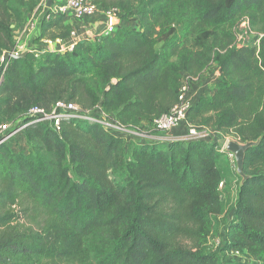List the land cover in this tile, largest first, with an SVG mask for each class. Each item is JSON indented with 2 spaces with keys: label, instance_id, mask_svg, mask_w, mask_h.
<instances>
[{
  "label": "trees",
  "instance_id": "1",
  "mask_svg": "<svg viewBox=\"0 0 264 264\" xmlns=\"http://www.w3.org/2000/svg\"><path fill=\"white\" fill-rule=\"evenodd\" d=\"M92 1L134 24L119 23L114 34L65 51L2 61L38 0H0V123L66 100L100 106L118 123L143 129L178 102L183 73L201 79L219 64V87L192 103L182 124L214 128L240 143L260 139L246 152L249 177L221 235L227 250L264 264V0ZM62 17L43 18L33 42L67 38L70 28L57 31ZM244 18L261 26L258 45L237 44ZM25 136L27 153L0 145V264L86 257L96 264H219L203 250L218 235L215 215L223 208L216 141L127 142L75 119H63L59 131L30 125ZM17 203L20 214L12 210ZM25 217L37 227L14 225Z\"/></svg>",
  "mask_w": 264,
  "mask_h": 264
},
{
  "label": "built area",
  "instance_id": "2",
  "mask_svg": "<svg viewBox=\"0 0 264 264\" xmlns=\"http://www.w3.org/2000/svg\"><path fill=\"white\" fill-rule=\"evenodd\" d=\"M50 0H38L37 8L32 12V17L26 23L25 27L31 31L36 27V19L38 15H42L47 21L52 20L56 15H65L68 12H72L73 16L78 19H86L93 17L98 11H104L107 16V28L104 34H114L117 30V26L120 23L119 10L115 7L105 9L99 6L92 0H63L61 2L51 3ZM239 27L241 29H239ZM238 30H250L251 24L248 18H244L235 28V33ZM237 35V33H236ZM263 34H259L253 45L259 44V39ZM41 46L38 48H26L22 43L15 44L13 50L10 52L14 55H20L28 51H32L39 56V54L48 49L52 51H58V39L56 41L52 40H42L40 42ZM237 44L239 46L249 45L244 43H239L237 35ZM7 53V52H5ZM5 53L2 56V61L5 59ZM214 73L215 70L211 71ZM4 80V72L0 73V85ZM194 79L190 77L189 74L183 73L181 80L180 91L178 102L171 108L167 113L162 114L157 117L153 123L152 127L162 133L166 134L173 128L178 127L184 121H186V114L190 107L192 106V98L190 96V88ZM63 119H75L84 120L92 123L100 124L106 131L111 132L116 136L123 137L127 142L136 141L142 143L144 139L147 138L146 129H133L128 126L118 123L115 119L114 114H106L100 106L94 108H85L78 102L59 100L55 103L51 110L46 109L42 106H32L23 116H19L13 120L1 122L0 123V145L8 144L17 137L25 134V130L30 125H36L41 123H48L52 128L59 131L61 129V122ZM207 127L194 122H187L186 138L205 140L207 135ZM227 138V145L229 137ZM180 140L178 138H172L171 140ZM19 152V150H16ZM21 152V151H20ZM28 151H23L27 153ZM224 182L220 183V190L223 188ZM233 218V217H232ZM235 254H241L240 251H232Z\"/></svg>",
  "mask_w": 264,
  "mask_h": 264
},
{
  "label": "crops",
  "instance_id": "3",
  "mask_svg": "<svg viewBox=\"0 0 264 264\" xmlns=\"http://www.w3.org/2000/svg\"><path fill=\"white\" fill-rule=\"evenodd\" d=\"M63 0H51V3L61 2ZM50 3V4H51ZM62 19L59 22L58 30L59 32L68 31L66 28H70V35L64 39H58V51H65L67 49L73 48V46L79 41H93L96 36L104 34L107 28V16L104 11H98L97 14L93 17H89L86 19L78 20L76 19L72 12H68L65 15H62ZM32 17V13H28L25 11V20L23 24L19 25L15 31L14 38L16 42L22 43L25 46H30L31 48H38L41 46L40 43H34V38L39 34V27L43 20V16L40 14L36 21V27L29 31L25 25ZM121 25H132L134 23L127 20H120ZM215 72L211 73V71ZM220 65L214 64L212 65L207 72H205L199 81L194 80L191 85L190 96L192 98V102L195 103L197 99L203 95H212L215 90L219 87L221 83V71ZM205 127V126H204ZM207 135L206 141H215V137H220V132L214 128H206ZM187 130L186 125L181 124L178 127L173 128L171 131L166 134H162L160 132L147 134V138L142 142H157L164 140H171L172 138L180 137V140H190L186 138ZM16 144L21 149L27 147L28 141L24 135L17 137V139L12 140L8 143V146L15 151Z\"/></svg>",
  "mask_w": 264,
  "mask_h": 264
},
{
  "label": "rangeland",
  "instance_id": "4",
  "mask_svg": "<svg viewBox=\"0 0 264 264\" xmlns=\"http://www.w3.org/2000/svg\"><path fill=\"white\" fill-rule=\"evenodd\" d=\"M261 26L260 25H251L250 30H238L237 28V35H238V40L239 43H244V44H250L254 43L255 40L257 39L258 35L261 33L260 30ZM239 29H241L239 27ZM197 34V30H195L189 37V45L193 43L194 37ZM15 40V38H14ZM15 40V44H17ZM26 48H31L30 46H27ZM200 79H196V81H199ZM190 121V118L188 119ZM147 134H152V133H157L152 126H146L145 127ZM229 137L230 140H235L232 138V136H223L220 134V137L217 136L215 137V141L218 144L220 152H222V155L220 156L218 167L220 171L222 172L223 176V182L224 186L220 190L221 191V197L223 201V208L219 213H217L215 216L217 219H215L216 223L217 221L220 222L219 229H218V235L217 236H212L209 238L208 242L204 245L203 250L206 253H211L215 254L218 256L219 264H249L250 262H253L249 258L246 257L245 254H235L229 250H227L226 247V242L223 240V237L221 235V231L224 230L226 227V222H227V217H231V213L233 212L234 205L238 196V190L239 186L242 182V177L237 173L236 170V161L235 157L229 153L226 150V142L227 138ZM237 141V140H235ZM16 148H13L16 150H19V152L23 151H30L31 145L27 144V147L24 149H21V147H18V144H16ZM21 204L14 205L12 207V210L16 212L17 214H20V207ZM14 225H17L20 230H25L28 227H37L34 222L31 221V219L28 218H23L19 220L14 221ZM179 240L182 242L183 245H190L191 241L188 238L185 237H180ZM45 264H96V262L90 257H86V260L84 263H80L79 261H72V260H62L58 261L57 263L53 262H46Z\"/></svg>",
  "mask_w": 264,
  "mask_h": 264
},
{
  "label": "water",
  "instance_id": "5",
  "mask_svg": "<svg viewBox=\"0 0 264 264\" xmlns=\"http://www.w3.org/2000/svg\"><path fill=\"white\" fill-rule=\"evenodd\" d=\"M12 27H14V25H12ZM26 53L27 52L20 54V55H14L10 52H7V53H5V58L8 56L17 57V56L24 55ZM259 141H260V139H258L256 141H247L244 143H240V142L235 141V140H230V141H228V143L226 145V150L235 157L236 170H237V173L242 177V183H244L245 180L249 177L244 171L246 152L250 147L256 146L259 143Z\"/></svg>",
  "mask_w": 264,
  "mask_h": 264
}]
</instances>
